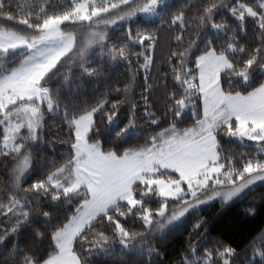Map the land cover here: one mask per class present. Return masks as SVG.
I'll list each match as a JSON object with an SVG mask.
<instances>
[{
    "label": "snow or ice",
    "instance_id": "6c2138e0",
    "mask_svg": "<svg viewBox=\"0 0 264 264\" xmlns=\"http://www.w3.org/2000/svg\"><path fill=\"white\" fill-rule=\"evenodd\" d=\"M233 205L264 212V0H0V264H264Z\"/></svg>",
    "mask_w": 264,
    "mask_h": 264
},
{
    "label": "trees",
    "instance_id": "16d2710c",
    "mask_svg": "<svg viewBox=\"0 0 264 264\" xmlns=\"http://www.w3.org/2000/svg\"><path fill=\"white\" fill-rule=\"evenodd\" d=\"M57 130L53 127L51 129L50 139L57 136ZM245 201L248 197L244 198ZM244 201H241L243 204ZM216 212V208H212L207 212L210 217ZM243 208L240 205H233L230 208L225 209L216 218V230L223 238L233 241L235 244L239 245L245 234H247L251 229L255 228L258 224L264 221V212H262L256 220L245 219L242 215ZM173 243L178 247L179 241H174L168 245V250L171 252ZM130 259H135L134 256ZM167 264V261H165Z\"/></svg>",
    "mask_w": 264,
    "mask_h": 264
}]
</instances>
